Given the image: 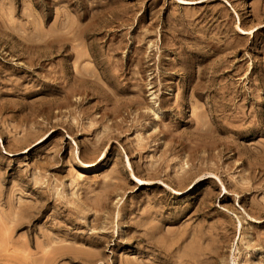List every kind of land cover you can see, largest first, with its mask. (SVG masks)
Masks as SVG:
<instances>
[{"label": "rangeland", "instance_id": "obj_1", "mask_svg": "<svg viewBox=\"0 0 264 264\" xmlns=\"http://www.w3.org/2000/svg\"><path fill=\"white\" fill-rule=\"evenodd\" d=\"M49 263L264 264V0H0V264Z\"/></svg>", "mask_w": 264, "mask_h": 264}, {"label": "bare ground", "instance_id": "obj_2", "mask_svg": "<svg viewBox=\"0 0 264 264\" xmlns=\"http://www.w3.org/2000/svg\"><path fill=\"white\" fill-rule=\"evenodd\" d=\"M56 28V27H55ZM182 169V168H181ZM35 208H36V206H35ZM20 219V218H19ZM13 221H15L14 219H12V221L11 222H13ZM18 221V220H17ZM17 221H15V222H13V223H16V224H19V222L17 223ZM22 222V221H21ZM21 225V224H20ZM15 237V236H14ZM60 241V240H59ZM62 241H64V240H62ZM61 247V246H60ZM59 247V248H60ZM56 248H58V247H56ZM55 248V249H56ZM63 248V247H62ZM59 250H63V249H59ZM57 251V250H56ZM52 252V251H51ZM63 252H64V250H63ZM66 252V251H65ZM53 253H55V252H53ZM66 253H69V252H66ZM71 253V252H70ZM57 254H59V253H57ZM64 254V253H63ZM45 255V254H44ZM50 255V254H49ZM54 255H56V254H54ZM62 255V254H61ZM57 256V255H56ZM56 256H55V258H56ZM60 256V255H59ZM98 256V255H97ZM42 257V256H41ZM45 257V256H44ZM62 257V256H61ZM78 257V256H77ZM43 258V257H42ZM85 258H90V257H85ZM46 259V258H45ZM54 259V258H53ZM41 260V259H40ZM44 260V259H43ZM50 260H51V258H50ZM48 261V260H47ZM51 261H53V260H51ZM50 261V262H51ZM42 263H43V261H41ZM111 262V261H110ZM50 264V263H49Z\"/></svg>", "mask_w": 264, "mask_h": 264}]
</instances>
